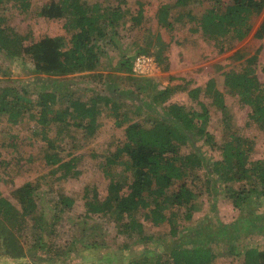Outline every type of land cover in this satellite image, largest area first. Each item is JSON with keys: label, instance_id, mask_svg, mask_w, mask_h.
<instances>
[{"label": "trees", "instance_id": "obj_1", "mask_svg": "<svg viewBox=\"0 0 264 264\" xmlns=\"http://www.w3.org/2000/svg\"><path fill=\"white\" fill-rule=\"evenodd\" d=\"M7 1L10 0H0V51L11 57L27 55L34 72L51 76L88 72L86 75L89 78L101 81L106 75L100 71L102 57L105 55L104 46L107 43L119 45L116 44L117 36L129 16L132 25L141 24L145 16L142 2L132 11L119 3L102 6L100 2L89 0H53L39 13L49 18H65L64 27L70 38L66 35L45 36L29 44L26 43L27 36L19 34L8 25L1 13ZM14 1L22 9L28 10L32 0ZM200 1L175 0L173 4H163L157 14L159 25L172 29V7H187ZM263 10L264 0H229L223 7L212 5L201 16L194 17L197 27L193 30L204 40L214 42L216 47L219 45L220 51H226L230 40L242 41L253 31L254 36L264 37V21L253 30V18L261 15ZM125 61L121 59L115 70H131ZM249 64L241 71L225 72L224 85L230 93L237 94L243 104L251 107V121L264 127V83ZM144 80L152 83L153 78L147 77ZM35 87L36 96L31 100L25 98L29 96V85L24 86L21 93L12 87L4 88L0 93V114L7 115L10 127L22 122L27 114L34 119L39 126L37 136L46 142L45 163L53 166L54 171H61L64 178L70 174H79L76 170L77 157L72 155L66 159L59 150L65 136L70 137L69 129L72 125L82 131V138L94 136L103 122L104 107L114 109L113 114L119 124L128 122L123 139L109 152L102 165L105 175L110 179L107 194L101 196L97 186H90L85 189L84 195L87 217H107L115 222L118 231L126 238L130 240L138 235L135 243L144 244L143 250L134 252L132 260L126 264H214L216 255L211 247V241L214 240L230 242L231 250L240 254L242 264H264V248L238 243V240L251 234L246 229L252 221L241 216L229 223L231 226H223L228 224L218 221L216 226L219 229L215 228V235L218 236L214 239L210 235L204 240L205 235H201L195 242L174 243L170 248L165 247V256L149 250L145 244H155L158 241L156 236H161V233L146 234L145 222L154 227L169 223L173 236L195 229L188 223L193 220L194 212L202 206L198 204V193L192 184L201 177H204L209 187L213 182L210 175L215 176L226 188L227 199L237 211H242L249 201L264 200V158L252 159V147L246 145L234 132L226 131L223 142L216 141L207 129L211 116L205 104L201 102L203 108L198 110L172 101L173 89L167 87L155 91L153 95V101L163 108L164 113L152 112L143 117L139 112L136 113L141 115L138 120L130 114L129 109L121 112L118 109L120 103L118 106L110 96L100 92H94L85 99L68 89H55L46 83ZM201 92L211 95L218 108L226 107L225 95L215 78H210L204 87L191 88L189 95L198 100ZM137 108L141 111L142 107ZM53 132L55 136L51 135ZM71 143L75 145L74 141ZM198 145L202 150L200 148L197 151L195 147ZM206 150H220L222 157L206 156ZM118 166L121 169L115 170ZM201 169H206L203 176ZM36 193V185L32 182H26L14 190L13 196L18 203L0 192L2 264H40L44 260L53 264L57 263V256L64 257L78 252L75 240L73 243L67 242L62 250L56 248L55 253L52 252L55 250L52 244L43 242L44 217L38 214ZM59 199L57 206L63 212L72 208L76 200L74 196L65 194H61ZM31 221L34 224H29ZM261 221L259 233L264 230V215ZM31 225L33 229L36 225L38 237L29 249L30 257L16 230L24 231V228ZM240 234L243 236L239 237ZM91 245L96 246V242L93 241ZM124 245L126 249H131L130 242ZM87 248L90 249L89 253L81 258L84 260L79 264H85V261L88 264H101L98 255L100 251L91 248L89 244Z\"/></svg>", "mask_w": 264, "mask_h": 264}, {"label": "rangeland", "instance_id": "obj_2", "mask_svg": "<svg viewBox=\"0 0 264 264\" xmlns=\"http://www.w3.org/2000/svg\"><path fill=\"white\" fill-rule=\"evenodd\" d=\"M52 1L32 0L29 9L24 10L17 1L10 0L5 3L1 13L4 14L8 25L12 26L19 34L27 36L26 43L30 44L45 36L66 35L70 38V34L64 27L65 18H49L39 13ZM89 1L100 2L102 6L119 3L123 8L132 11H135L142 2L145 13L141 24L132 25L130 16L124 20V26L121 27L117 36L116 44H119L118 46H112V43H107L104 46L105 55L102 57L101 70L106 75L101 81L89 78L80 72L61 76L36 73L32 70L29 56L11 57L0 51V93L6 87H12L13 90L21 93L24 86L29 85V96L25 98L31 100L36 96L37 87L35 86L44 83L55 89H68L77 95L80 94L85 99L94 92H100L110 96L117 105L120 103L121 107L118 109H121V112L129 109L130 114L140 120V114H143L144 117L147 113H164L163 108L153 101V95L155 91L169 87L173 89L172 101L198 110L203 108L201 102L206 105L211 116L207 129L213 134L216 141L223 142L226 131L234 132L246 145L252 147V159L264 158V127L251 121V107L243 104L240 97L230 93L224 85L225 72L241 71L249 64L248 62L264 83V37L254 36L253 31L242 41L232 42L230 40L228 50L220 51L219 45L216 47L214 42L208 40L204 42L199 33L193 30L197 27L194 17L201 16L212 5L223 7L229 0H202L198 3H191L187 7H172L174 23L172 29L159 25L157 14L163 4H173L175 0ZM263 21L264 10L261 15L253 18V30H256ZM174 29L179 33H174ZM184 38H187L188 41L192 40L193 43L189 44L188 42L187 44ZM105 43L103 42V44ZM180 43H185V45L182 46ZM164 45L165 47L161 51ZM198 45L208 48L206 50L208 56L200 57ZM138 54H147L155 59L154 73L142 76L133 72L132 62ZM123 58L126 60L125 63L130 65L131 70H115ZM167 65L168 69H166ZM196 76L199 77V80L196 79ZM147 77L153 78L152 83H146L144 79ZM210 78L216 79L219 89L225 95L226 107L223 109L218 108L214 104L212 96L204 92H201L198 97L200 101L189 95L191 88L199 85L206 86ZM186 82L189 84L187 85ZM155 84L156 88H154ZM139 106L142 107L141 111L137 108ZM103 111L105 112L102 118L103 122L94 136L82 138V131L76 125H72L69 129L70 137L65 136V139L62 140L59 148L61 155L66 159L72 155L76 156V170L79 171L77 176L70 174L66 178L62 177L61 171H54L53 166L45 163L46 142L37 136L36 130L39 126L34 119H31L27 114L22 122L10 127L7 115L0 114V192L10 196L13 202L18 203L13 196L14 190L26 182L35 184L37 191L35 198L39 204L38 214L44 217L42 220L45 232L42 233L44 234L43 242L55 247V250H52L53 253L56 252V248L64 249L67 242L73 243L75 240L77 245L78 252L64 257L57 256L55 261L57 263L53 264H60V262L61 264L81 263L84 260L81 258H85L89 253L88 244L91 248L100 251L98 255L101 264H126L132 260L134 252L144 248L143 243L136 244L134 241L138 235L129 240L118 231L114 221L97 215L90 218L85 213L84 195L87 187L97 186L101 196L107 194L110 179L105 175L102 165L109 152L113 151L116 144L123 139L125 127L128 124L127 121L119 124L113 114L114 109L104 107ZM139 112L140 114L136 115ZM53 131L55 130L53 129ZM51 135L55 136V132ZM72 141L75 142V145L71 143ZM203 147L208 148L206 145ZM195 148L197 151H200V148L202 150L200 145ZM204 154L212 155L213 158L222 157L220 150H206ZM119 169H121L120 166L115 168V170ZM205 170L201 169L202 176ZM210 176L213 182L209 187L206 186L204 177L192 184V188L198 193L200 202L198 204L202 206L201 209L194 212L193 220L188 223L195 229L173 236L169 223L161 227H154L145 222L146 234L161 233V236H156L159 242L156 240L155 244L153 242L145 243L149 250L165 256L167 251H164V248H170L174 243L195 242L201 235H205L204 240L210 235L214 239L218 236L215 235L217 232L215 228L219 229L216 226L218 221L228 224H222L223 226H231L229 223L238 216L252 221L246 229L251 234L241 238V241L238 240V243L264 248V230L263 233H259L264 215V200L249 201L244 205L242 211H237L227 199L226 188L220 181H217L215 176ZM61 194L74 196L76 199L72 208H67L64 212L57 206ZM29 224L34 223L31 221ZM31 227L32 225L29 228H24V231L16 230L19 240L28 254L30 247L38 237V229L35 230L36 225L34 229ZM242 236L240 234L239 237ZM93 241L96 242V246L91 245ZM129 242L131 249H126L124 244ZM211 242V247L216 255L214 264H242L240 254L231 250L230 242L225 240ZM109 252L114 256H110ZM39 254L42 253L39 252ZM41 256L44 257V255ZM39 263L48 264L46 260ZM85 264L88 262L85 261Z\"/></svg>", "mask_w": 264, "mask_h": 264}, {"label": "built area", "instance_id": "obj_3", "mask_svg": "<svg viewBox=\"0 0 264 264\" xmlns=\"http://www.w3.org/2000/svg\"><path fill=\"white\" fill-rule=\"evenodd\" d=\"M155 69V59L147 54H138L133 61L132 70L137 75L149 76Z\"/></svg>", "mask_w": 264, "mask_h": 264}, {"label": "crops", "instance_id": "obj_4", "mask_svg": "<svg viewBox=\"0 0 264 264\" xmlns=\"http://www.w3.org/2000/svg\"><path fill=\"white\" fill-rule=\"evenodd\" d=\"M174 26V25H173ZM173 28V27H172ZM174 33H179L177 30H175L174 29ZM204 42H205V40L203 39V38H201ZM184 40H186V42H187V44H188V42H189V44H192L193 43V41L192 40H189L188 41V39L187 38H184ZM179 41H183V40H179ZM182 46L183 45H185V43L183 44V43H180ZM198 49L200 50V51H198L199 52V55H200V57H202V55H207L208 56V52H206V50H208V48L207 47H203V46H199L198 45ZM100 71H102V70H100ZM103 72V71H102ZM81 74H83V75H86L88 72H80ZM85 77V76H84ZM196 79H198L199 80V77L198 76H196ZM200 86V85H199ZM204 87V86H203ZM4 195V194H3Z\"/></svg>", "mask_w": 264, "mask_h": 264}]
</instances>
